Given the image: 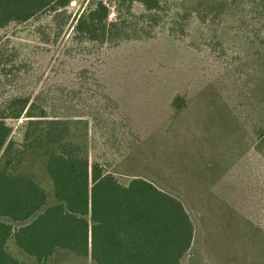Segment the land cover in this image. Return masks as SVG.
Masks as SVG:
<instances>
[{
  "label": "rangeland",
  "instance_id": "1",
  "mask_svg": "<svg viewBox=\"0 0 264 264\" xmlns=\"http://www.w3.org/2000/svg\"><path fill=\"white\" fill-rule=\"evenodd\" d=\"M90 1L0 29V111L26 96L49 116L89 119L93 160L144 175L189 213L182 264H264V0H162L153 12L102 0L116 25L102 42L74 31Z\"/></svg>",
  "mask_w": 264,
  "mask_h": 264
},
{
  "label": "trees",
  "instance_id": "2",
  "mask_svg": "<svg viewBox=\"0 0 264 264\" xmlns=\"http://www.w3.org/2000/svg\"><path fill=\"white\" fill-rule=\"evenodd\" d=\"M73 0H0V29L45 11H63ZM141 4L147 12L162 0H118L117 9ZM110 8L91 0L74 31L87 41L110 35ZM0 112V264H24L10 241L36 264H60L64 256L92 264H182L195 227L183 204L144 175L112 169L91 157V121L48 115L30 97L8 100ZM186 102L172 103L182 111ZM25 119V120H22ZM22 120V141L12 122ZM51 186L48 191L38 170ZM131 176L124 184L119 177Z\"/></svg>",
  "mask_w": 264,
  "mask_h": 264
}]
</instances>
